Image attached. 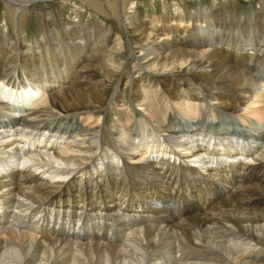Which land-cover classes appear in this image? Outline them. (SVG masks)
<instances>
[{"label":"bare ground","instance_id":"6f19581e","mask_svg":"<svg viewBox=\"0 0 264 264\" xmlns=\"http://www.w3.org/2000/svg\"><path fill=\"white\" fill-rule=\"evenodd\" d=\"M201 12L126 18L129 103L99 24L0 40V264H264V12Z\"/></svg>","mask_w":264,"mask_h":264},{"label":"rangeland","instance_id":"374dc122","mask_svg":"<svg viewBox=\"0 0 264 264\" xmlns=\"http://www.w3.org/2000/svg\"><path fill=\"white\" fill-rule=\"evenodd\" d=\"M73 2L80 5V10H77L76 7L74 8ZM28 8L18 10L4 0H0V40L5 38L19 43L43 37L47 33L57 35L61 29L67 26L66 23H68V20L70 21L71 13V15L74 14V22L76 24H99V28L104 30L103 33L110 30L113 34H117L120 37L122 46L119 49L124 58L121 59L124 62L121 68L127 67L122 72L117 70L113 78L110 77L112 79H108L103 72L101 73V71L93 67L84 69L86 71L85 74L91 73L95 78L103 80L105 83L107 82L108 94L113 91L118 77L122 74L124 79L121 82V94L129 103L131 92L129 80L132 78L138 80L139 74H146L147 76L149 74L146 69L137 74L135 72L136 69L133 68L134 63L137 61L136 52L138 53L139 45L134 42L133 31L131 25L127 22L125 23L126 18L129 20L135 19L137 14L168 16L175 12V14L194 15L198 11H203V9L223 10L229 12L232 17L237 18L238 16H246L249 11L256 14L263 13L264 0H57L51 3L37 0ZM96 43L97 41L94 44ZM113 45L118 47V43ZM111 52L115 53L116 51L111 49ZM127 75L129 80L127 79L128 82L126 83ZM150 75L155 79L160 76L155 73ZM180 83L183 84L184 82L181 81ZM131 107L134 111V117L139 118L141 114L135 110L133 105ZM46 108L51 112L53 110L52 116L49 117L50 119L58 116L57 114L59 113L52 106H47ZM95 112L105 116V123L108 124L113 120L116 108L112 103L110 105L107 103L95 109ZM94 219L96 218H91L90 223L96 222ZM106 221L111 222L113 220Z\"/></svg>","mask_w":264,"mask_h":264}]
</instances>
